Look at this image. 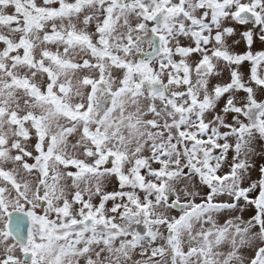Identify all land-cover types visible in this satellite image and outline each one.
Masks as SVG:
<instances>
[{
    "label": "snow or ice",
    "instance_id": "obj_1",
    "mask_svg": "<svg viewBox=\"0 0 264 264\" xmlns=\"http://www.w3.org/2000/svg\"><path fill=\"white\" fill-rule=\"evenodd\" d=\"M257 40L264 0H0V264H264Z\"/></svg>",
    "mask_w": 264,
    "mask_h": 264
},
{
    "label": "rangeland",
    "instance_id": "obj_2",
    "mask_svg": "<svg viewBox=\"0 0 264 264\" xmlns=\"http://www.w3.org/2000/svg\"><path fill=\"white\" fill-rule=\"evenodd\" d=\"M241 27H242V26H238L237 29H239V28L241 29ZM239 31H240V30H239ZM239 31H238V32H239ZM235 38L238 39L239 37L237 36V37H235ZM230 43H231V40H230ZM241 47H242V44L240 43L238 46H236V47L233 49V51L240 53V52H241ZM259 48H260V47H258V46H254V45H253V49H252V50H253V51H257V50H259ZM193 59H195V57H193ZM249 67H250V65H249L248 62H245L244 65L242 66L241 71L244 73V75H245V79H247V76H248V74H249ZM228 79H229L228 73L225 72V73L223 74L222 77H219V78H213L212 83L214 84V83H216V82H218V81H219V82H227ZM241 95H243V93H241ZM258 98H259V97H258ZM229 156H231V153L229 154ZM115 186H116V181H115V179H113V181L108 185L107 190H112ZM108 206H109V207L111 206V202H109ZM26 207H27V206H26ZM245 215H248V214L246 213ZM222 222H223V218H221V223H222Z\"/></svg>",
    "mask_w": 264,
    "mask_h": 264
},
{
    "label": "flooded vegetation",
    "instance_id": "obj_3",
    "mask_svg": "<svg viewBox=\"0 0 264 264\" xmlns=\"http://www.w3.org/2000/svg\"><path fill=\"white\" fill-rule=\"evenodd\" d=\"M237 27H238V26H237ZM245 27H251V25L242 26L241 29H240V28L238 29V31H239V30H240V31H243ZM229 43H230V41H229ZM241 44H242V47H241V52H240V53H242V52H244V51L246 50V46H245V44H244L243 41H241ZM254 46H258V47H260L259 50H261L262 47H264V46L261 45V43H260L258 40L254 43ZM247 214L250 215L251 213H247ZM246 216H247V215H246ZM26 231H27V227L25 228V233H26Z\"/></svg>",
    "mask_w": 264,
    "mask_h": 264
}]
</instances>
